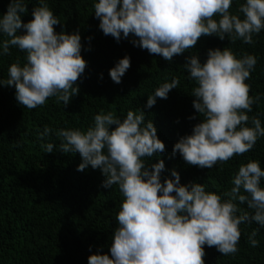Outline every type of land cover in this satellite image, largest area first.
I'll return each mask as SVG.
<instances>
[{
  "label": "clouds",
  "instance_id": "1",
  "mask_svg": "<svg viewBox=\"0 0 264 264\" xmlns=\"http://www.w3.org/2000/svg\"><path fill=\"white\" fill-rule=\"evenodd\" d=\"M232 4L233 0H99L93 7L104 35L117 42L122 34L123 38L134 35L138 38L132 41L135 46L171 62L174 56L194 48L202 36L224 40L227 35L233 44L237 40L253 44L254 34L264 29V0H246L240 5L243 19L230 13ZM27 11L24 0H11L0 18V35L6 37L0 43V55H10V48L26 53V63L11 64L8 78L0 79V85L14 86L16 100L29 110L45 105L51 97L67 106L79 94L77 81L87 66L81 56V36L78 32L57 34L54 26L60 21L45 0L32 11L33 19L24 23L22 15ZM21 29L25 34H18ZM256 64L254 55L245 53L237 59L229 48L210 49L203 64L196 55L188 58L184 68L188 79L197 84L192 89L193 107L203 122L174 145L173 155L179 153L191 166L212 169L254 148L258 138L264 137V126L252 117L253 127H247L250 117L246 113L260 96H250L245 81ZM130 66L129 57L119 60L109 72L112 81L121 83ZM179 83V79L164 83L148 96L146 106L153 107L157 98L167 99ZM145 118L140 110L139 114L128 111L123 120L113 112H101L86 131L56 132L61 138L59 151L80 154L78 171L89 166L100 169L106 177L103 186H118L124 198L115 217L118 227L111 256L91 255L88 264H205V245L223 256L236 254L242 223L255 222L264 228V188L260 186L264 170L260 163L242 164L232 179L234 187L222 194L227 198L223 200L221 195L207 192L204 185L181 186L175 170L171 173L174 180L161 183L164 161L153 164L150 171L143 158L162 154L166 146L153 122L145 123ZM113 125L116 127L110 131ZM52 131L46 126L41 139ZM41 147L52 153L55 145ZM236 201L246 203L253 214L237 215ZM257 233L258 229L249 237L252 247L258 246Z\"/></svg>",
  "mask_w": 264,
  "mask_h": 264
},
{
  "label": "trees",
  "instance_id": "2",
  "mask_svg": "<svg viewBox=\"0 0 264 264\" xmlns=\"http://www.w3.org/2000/svg\"><path fill=\"white\" fill-rule=\"evenodd\" d=\"M11 0H0V18L6 14ZM60 24L54 26L57 34L79 33L81 56L87 62L85 72L77 85L79 94L71 98L67 106L56 97L49 98L45 105L27 109L16 100L15 87L0 85V264H88L91 255H109L114 231L118 227L115 217L121 210L122 193L118 186L105 188L106 177L100 169L91 166L78 171L82 158L79 153L65 154L59 151L60 129L86 131L94 126V116L113 112L118 118H126L128 111L139 114L143 111L145 123L151 120L157 129L158 138L165 144L162 154L143 158L148 170L164 161L161 183L175 179V170L180 175V185L200 184L207 192L222 194L234 185L232 179L239 167L250 161H258L264 170V137L257 140L254 148L244 155L234 156L227 163L217 164L212 169H201L187 164L173 148L182 137L192 134L193 128L203 122V116L193 107L192 89L196 82L188 79L184 68L190 56L199 57L201 64L208 59L209 50L229 48L237 59L246 53L257 58L251 78L249 95L260 96L252 105L247 127H253L251 118L257 117L264 126V29L253 36V44L241 40L231 43L216 36H202L196 46L181 55L166 61L162 56L150 54L135 46L134 35L119 42L104 35L95 17L94 7L99 0H45ZM246 0H233L230 13L240 15L239 6ZM28 7L22 21L33 19L32 11L40 0H24ZM219 19V17H214ZM18 34H25L21 29ZM91 37V40H89ZM6 39L0 35V43ZM2 51V49H0ZM10 55H0V79L8 78L11 64L26 63V53L10 48ZM129 57L130 68L121 78V83L112 81L109 72L119 60ZM179 79L178 88L168 93L167 99L157 98L148 108L149 95L164 83ZM75 87V86H74ZM78 114V115H76ZM196 117V119H189ZM53 131L41 139L45 127ZM110 127V131L115 129ZM52 143V153H46L41 145ZM264 188V178L261 185ZM241 194H246L241 190ZM237 215L253 214L247 204L236 201ZM241 238L234 255L223 256L215 247L204 246L205 264H264V228L255 222L240 226ZM259 243L252 247L249 237Z\"/></svg>",
  "mask_w": 264,
  "mask_h": 264
}]
</instances>
